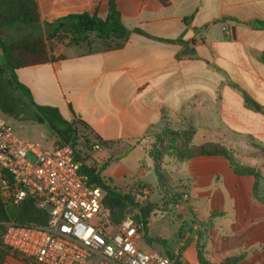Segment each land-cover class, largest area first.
I'll list each match as a JSON object with an SVG mask.
<instances>
[{
  "label": "crops",
  "instance_id": "0c3cea01",
  "mask_svg": "<svg viewBox=\"0 0 264 264\" xmlns=\"http://www.w3.org/2000/svg\"><path fill=\"white\" fill-rule=\"evenodd\" d=\"M168 1L169 6L158 0L117 2L127 29L154 38L132 34L126 41H101L106 46L93 52L85 43L52 49L63 58L16 71L35 104L57 108L93 145L101 143L92 155L94 167L124 195H135V182L154 184L145 168H129L124 161L146 156L153 161L155 136L166 129H192L194 145L221 144L244 166H254L250 152L264 148V30L252 25L264 22V0ZM37 2L48 23L83 13L105 20L109 11V0ZM245 94L261 111L247 106ZM164 169L182 199L187 197L174 208L187 227L179 228L167 248L146 242L145 248L168 256L178 252L179 258L192 240L181 258L200 264L194 233L211 223L205 249L210 263L241 257L237 264H264V204L254 196L253 177L237 175L221 157H167ZM3 264L33 263L9 254Z\"/></svg>",
  "mask_w": 264,
  "mask_h": 264
},
{
  "label": "built area",
  "instance_id": "2783aa9c",
  "mask_svg": "<svg viewBox=\"0 0 264 264\" xmlns=\"http://www.w3.org/2000/svg\"><path fill=\"white\" fill-rule=\"evenodd\" d=\"M76 156L73 142L45 150L0 116V196L11 205L33 199L48 213L43 226L4 224L0 246L33 264H179L178 252L144 247L141 207H128L116 221L107 192L81 172Z\"/></svg>",
  "mask_w": 264,
  "mask_h": 264
},
{
  "label": "trees",
  "instance_id": "16d2710c",
  "mask_svg": "<svg viewBox=\"0 0 264 264\" xmlns=\"http://www.w3.org/2000/svg\"><path fill=\"white\" fill-rule=\"evenodd\" d=\"M118 1L109 0V11L105 20L99 18L96 14L83 13L67 15L52 23H43L37 0H0V31L10 27H39L44 24L50 39L65 36L70 39L72 45L90 44L92 35L95 36V39L101 41L111 39L126 41L132 34L154 38L141 29L129 30L125 27L121 13L117 9ZM158 1L164 6L170 5L168 0ZM191 18L186 20L188 21ZM252 25L258 30H264V22L262 21L253 22ZM177 42H181V40H177ZM0 48L5 58V64L0 66V110L4 114L16 117L14 91L20 92L28 99L35 111V116L32 119L40 124H47L58 137L59 141L57 144L73 142L75 145L77 140L76 123L69 124L57 108L35 104L30 90L19 82L16 74L19 69L44 65L60 60L63 57L49 56L43 37H28L10 41L0 34ZM260 61L264 64V54L260 57ZM244 97L248 107L261 111V107L250 96L245 94ZM82 124L84 123L82 122ZM194 137L195 131L192 129L186 131L166 129L155 136L153 150L149 152L155 163V170H157L161 184L160 192L163 194V200L168 209H174L181 204L183 194L179 192V188L173 185L171 178L164 169V161L167 157L175 158L179 161H186L196 157L224 158L237 175L251 176L255 179L254 196L259 202L264 204V176L255 165L252 167L242 165L237 160L236 154L221 144L206 143L198 146L194 145ZM76 158L78 161H82L78 155ZM80 168L81 172L88 176L92 184L101 187L107 192L105 205L113 211L116 221H120L123 218L128 207L137 206L132 195L121 194L106 184L101 176V169L98 170L94 166H88L84 161H82ZM151 209L150 206L141 208L140 215L136 217V220L142 224L141 231L148 245L152 246L156 242L164 245L165 242L163 240L149 236L148 223ZM10 222L20 226H43L48 222V213L38 209L33 199H27L20 205H11L6 203L0 196V226ZM210 228L211 223L201 224L194 233V238L197 240V256L200 264H212L207 260L205 252ZM190 241L192 242V240H189L188 244ZM188 244L180 251L179 264H185L181 257ZM7 255H9V251L0 246V264H3ZM241 259V257L228 259L222 264H237Z\"/></svg>",
  "mask_w": 264,
  "mask_h": 264
},
{
  "label": "rangeland",
  "instance_id": "374dc122",
  "mask_svg": "<svg viewBox=\"0 0 264 264\" xmlns=\"http://www.w3.org/2000/svg\"><path fill=\"white\" fill-rule=\"evenodd\" d=\"M42 22L45 23L46 21L42 20ZM0 34H2L6 39L9 37L8 40L10 41H16L21 38L28 37H43L44 45L49 56H53L51 54L52 49L60 51L61 49L65 50L69 47H79V45H72L70 43V39L65 36L50 39L44 24L40 25L39 27H33L31 31L20 27H10L0 31ZM105 46L106 45L101 42V40L95 39V36L92 35L90 37V44L85 43L84 47L86 51L93 52L99 48L102 49ZM2 62H4V58L0 53V65L3 64ZM14 98L17 116H9L4 114L1 110L0 116L6 120L8 126L14 131L16 135L32 140L45 150L51 149L53 140L56 141V143L59 141L55 132L51 130L47 124H40L32 119V117L35 116V111L33 110V107L31 106L28 99L20 92L14 91ZM75 147L77 150V155L82 161L90 166L97 165V163L95 164L92 161V155L95 151L94 145L83 129L77 131ZM152 150L153 149L150 151ZM250 154L252 156L251 158H253L255 161V167L258 168L264 176V148L259 147L255 151L250 152ZM138 159L141 163H138ZM243 159L245 161L244 157ZM246 161L248 162L250 160L247 159ZM124 163L129 168H135V166H137V168H145L148 172V176L146 177L148 179H152L154 184H141L140 182H135V185L139 186L134 191L135 195H139L138 198L135 195H129H132L135 198L134 201L137 207L145 208L150 206L152 208L150 214L151 218L149 219L150 236L153 238L165 239V246L157 242L155 243V246L159 245L162 248H167L168 243H172V241L176 240L179 228L181 226H184L185 228L187 227L186 223H184L182 220L183 217L178 215L173 208L168 209L166 207L162 196L163 194L160 192L161 184L156 172L157 170H155V163H153V161L148 156L142 159L139 157L136 159L128 158L126 161H124ZM3 231L4 225H1L0 235L3 233Z\"/></svg>",
  "mask_w": 264,
  "mask_h": 264
}]
</instances>
